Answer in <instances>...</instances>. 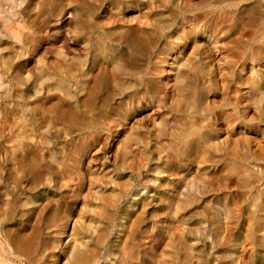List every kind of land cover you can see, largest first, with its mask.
I'll return each mask as SVG.
<instances>
[{"label": "rangeland", "instance_id": "obj_1", "mask_svg": "<svg viewBox=\"0 0 264 264\" xmlns=\"http://www.w3.org/2000/svg\"><path fill=\"white\" fill-rule=\"evenodd\" d=\"M0 264H264V0H0Z\"/></svg>", "mask_w": 264, "mask_h": 264}, {"label": "bare ground", "instance_id": "obj_2", "mask_svg": "<svg viewBox=\"0 0 264 264\" xmlns=\"http://www.w3.org/2000/svg\"><path fill=\"white\" fill-rule=\"evenodd\" d=\"M53 3V2H52ZM32 34V33H31ZM34 34V33H33ZM47 44H49V43H47Z\"/></svg>", "mask_w": 264, "mask_h": 264}]
</instances>
